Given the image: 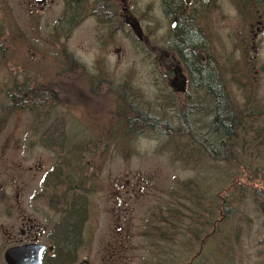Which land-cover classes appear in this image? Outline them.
Returning <instances> with one entry per match:
<instances>
[{"label": "rangeland", "instance_id": "374dc122", "mask_svg": "<svg viewBox=\"0 0 264 264\" xmlns=\"http://www.w3.org/2000/svg\"><path fill=\"white\" fill-rule=\"evenodd\" d=\"M237 2L222 0L228 15H215L210 27L216 68L224 80L231 74L227 91L238 99L245 87L234 54L241 26ZM153 4L158 0H137L136 13L150 45L161 47L164 33L153 23H165L155 17ZM38 16L29 13L23 0H0V264H6L8 238L18 234L19 218L33 214L32 197L45 173L49 184L43 195L53 206L91 196L94 228H88L92 233L83 256L93 264H264V71L255 75L252 90L258 98L252 94L247 101L245 121L234 127L231 146L223 151L228 156H189L174 143L176 135L156 132L162 128L155 129L156 123L155 131L139 130L137 112L129 109L135 97L152 111L161 103L170 111L158 100L162 89L169 91L163 55L136 37L129 45L122 34L107 44L106 33L101 37L103 29L90 20L65 36L43 24V18L53 23L56 16ZM198 46L199 58L206 45L202 40ZM116 47L123 52L117 54ZM25 86L33 93H56L58 100H50L52 105L39 114L32 107L11 109V96L21 97ZM204 119L197 117V125ZM80 158L86 175L75 179L76 189L70 191L69 169L77 168ZM118 189L126 199L121 207ZM196 212L198 238L187 235ZM162 218L173 227L161 224ZM151 224L172 230L173 243L151 234Z\"/></svg>", "mask_w": 264, "mask_h": 264}, {"label": "flooded vegetation", "instance_id": "af4514ba", "mask_svg": "<svg viewBox=\"0 0 264 264\" xmlns=\"http://www.w3.org/2000/svg\"><path fill=\"white\" fill-rule=\"evenodd\" d=\"M23 1L29 13L34 18L39 17L38 15L43 16L48 14H51L53 17L56 16L53 23H51V20L45 18H43L42 21H44L43 24L47 26L48 29L51 26H55L58 33L60 32V35L63 33L67 36L72 30H75L78 25L90 20L103 29L101 37L104 32L106 33L105 41L107 44L115 40L112 39V37L122 34L123 41L127 42L129 45H134L136 37L140 42H144L146 46H152L153 53L158 52L161 56L163 55L164 58L161 59V62H163V69L166 71L164 80L169 83V91L162 89V97H159L158 100L165 101L166 105H164V107L166 106L165 108L170 111H164L162 107L163 103H161L160 108L154 109V111H158V113H154V111L149 108V105L140 101L137 103V98L133 97L134 99L130 100V111L134 113L137 112L138 117H136V120L139 130H146L147 128L154 131L152 125L144 127V124L139 123L141 121L145 123L150 121L153 122V118L157 120L155 121L156 127L160 126L165 130H182L184 121L188 118L187 113L189 111L191 113L194 111L195 114L198 112L200 106L198 101L199 96L193 85L195 77L191 76L189 73L187 68L188 65L185 62L186 58L176 47V43L182 38L183 32L186 29L198 34L201 41H204L206 45L205 50L202 51V55H200L201 57L199 58L198 52L196 51V62L212 69L211 72L216 71L217 77H219L222 82L225 106L230 113L233 114L235 126L245 121V119L242 120V117L245 115L244 112L248 108L247 101H250L252 94L255 96V100L258 98V92H253L252 88L254 84L258 82V77L255 75L258 74V76H260V73L264 71V60L260 59V57L262 58V50L264 48V0H238V2L234 4L237 13L236 16L241 19L238 36L235 38V42L238 43L239 48L234 51V54L237 56L238 64L242 67L239 76L245 87V94L238 99L233 96L229 90L227 91L225 81L231 77V74L226 76V80H224L221 75V69L219 67L216 68V63L218 65L219 61L215 62L216 53L212 44V39L214 40L215 38L214 35H212L210 24L214 20V16L218 15L222 18L228 15V11L223 7L222 0H181V5L176 8L171 7L170 0H158L156 6H154V4L152 5L154 6L153 9L157 10L158 15L155 17H157V19H162L165 24L164 27H160L159 23L153 24L157 25V32H161L162 30L164 33L161 38V47H157L154 43L150 45L147 30L142 26L140 17L137 16L138 13H136L135 4L137 0ZM148 9L149 16L152 17L151 14L153 9ZM54 11L55 13L52 14ZM149 21L151 20L149 19ZM147 26H151V23ZM41 27L45 29L44 26ZM150 29L153 31L154 28H148V30ZM229 41H231V39L228 37V42ZM114 50H116L117 54L123 52V49L120 47H116ZM225 51V53L231 52L229 47H226ZM227 59L230 61V54ZM228 69L225 67L224 71L228 72ZM32 96L35 98L43 97V101L40 103H47L45 100H58V95L52 92L37 91L32 93ZM207 99L209 107L206 110V122L207 128H211L213 127L216 117L213 95H207ZM161 109H163V111H160ZM83 117L86 118L85 115ZM196 119L197 117L191 119V122H194V128L198 130L200 125H197ZM39 126L40 124H35L33 128L38 129ZM82 127L85 129L88 126L82 123ZM42 128L40 126V129L44 130V128ZM88 141L93 142L92 140L85 139V143ZM62 143L63 140H61L58 145ZM223 147L224 151H227L225 144H223ZM212 152H214V149H212ZM226 156H228V154L224 152L222 157ZM210 158L209 155V159L207 160H210ZM47 177L48 173H45L39 184L38 191L32 197L33 214L30 216L22 215L19 218L18 234L9 236L8 239L11 245L6 248L5 253L9 249L15 247L38 245L45 248L42 255L43 264H76L80 258H82V261L79 264H93L89 259L83 256L88 238L92 233L89 229L94 228V225L91 224L93 212V202L91 200L92 198L90 199L91 196H79L78 205L60 203L55 207L51 204L50 197L46 198L45 195H43L44 191L48 189L46 187L49 184ZM97 184L101 187L102 183L101 181H97ZM122 184L121 182L120 185ZM117 202L119 207H121L120 203L126 202L124 194L121 193L119 189L117 190ZM119 207L117 206L116 210L121 220L122 211ZM73 215H75L74 217L77 219L79 228L71 234L72 222H70V218ZM167 224L173 227L172 223ZM75 232L77 235H75ZM171 232L173 231L171 230ZM61 241L67 242L69 247H66L67 244L65 243L64 247L61 246ZM165 241L172 242L173 240L167 239ZM72 242L73 245L71 244ZM180 246L182 247L181 244ZM193 262L194 260L189 264H193Z\"/></svg>", "mask_w": 264, "mask_h": 264}, {"label": "trees", "instance_id": "16d2710c", "mask_svg": "<svg viewBox=\"0 0 264 264\" xmlns=\"http://www.w3.org/2000/svg\"><path fill=\"white\" fill-rule=\"evenodd\" d=\"M170 5L172 8H176L181 5V0H170ZM200 42H201V38L198 34L191 32V30L189 31L188 29H186L183 32L182 38L178 41V43H176V47L178 48L179 51L183 53L184 57L186 58L185 62L188 65L187 68L189 70V73L191 74V76H194L196 78V79L194 78L193 85L195 86L198 92L197 94L199 96L198 101H199L200 106H199L198 112L196 114L194 111L192 113L190 111L187 113L188 118L184 121V127L182 130H175V129L165 130L161 128L158 131L156 130V132L164 136L171 137V138L174 135H176L174 143L176 144L177 147H185L186 152L184 151L183 153L185 154L187 153L189 156L193 155L195 152H198V153H202V157L205 159H209V155L211 157L210 159H213L217 157L216 156L217 154L224 153L223 144L227 146L229 142L228 145L231 146V140H233L232 133L235 127V121L233 119L234 118L233 114L230 113V111L225 106L226 104H225V98L223 96L224 91L222 87V82L219 79V77H217L216 71L211 72L212 69L202 66L201 63L196 62L197 54L196 52H194V50L198 47ZM22 92H25V93H23L21 97H18L15 94L11 96L10 99L13 100L14 102L12 105L9 106L11 109L12 107L22 108V109L27 108V107H32L31 111L33 113L36 112V114H39V112H41V110L44 107L52 105L50 103V100H45V102L47 103H40L41 101H43V97H40V98L33 97L32 96L33 90H31L29 86H25ZM30 94L31 96H28ZM209 94L213 95L214 109L216 112L215 122L213 123V127L211 128L210 127L207 128V122H206L207 121L206 110L209 107L207 95ZM200 116H205V119H204L205 123L201 124L198 130H196L194 128V122H191L192 121L191 119H194L196 117L200 118ZM139 123L144 124V127H146L147 125H153L155 122L150 121L148 123L147 122L145 123L144 121L143 122L141 121ZM155 129H158V128L155 126ZM228 148L229 147L227 146V151H228ZM212 149H214V152H212ZM217 149H219V151ZM77 162H78V165L76 166L77 168L74 169V165H71L70 169L68 168L69 169V174H68L69 181L67 184L69 186L70 191H73L76 189L74 188L75 179L80 180V179L85 178L86 171H87L86 167H84L82 158H80ZM60 166H63V165H60ZM62 175H64L63 172L61 173V176ZM81 176L83 177L81 178ZM78 187H80V185ZM71 204L78 205L79 204L78 198H74L71 201ZM262 207L264 210V206ZM74 216L75 215H73L70 218V222H72L71 224L72 233L71 234H73L74 231L79 228L77 219ZM191 218L194 222L188 228L189 231L187 235L189 237H192L193 235L198 238V236H200V233H198V231L196 232L195 227H194L197 222L196 220L197 212H196L195 217L193 216ZM227 220L228 219L223 221L222 224L226 223ZM163 222L170 223L168 219L164 220V218H162L161 224H163ZM160 226L153 224L151 227L155 230H151L152 231L151 234H153L154 236L159 235L161 240H167V239L174 240L175 239L176 234H174V232L170 233L171 231L166 230L164 226L163 227H160ZM75 235H77L76 232H75ZM64 243L67 244L66 247H69L68 243L65 241H61V246L64 247ZM71 244L73 245V242Z\"/></svg>", "mask_w": 264, "mask_h": 264}, {"label": "water", "instance_id": "95a60500", "mask_svg": "<svg viewBox=\"0 0 264 264\" xmlns=\"http://www.w3.org/2000/svg\"><path fill=\"white\" fill-rule=\"evenodd\" d=\"M44 247L34 245L15 247L5 253L6 264H43Z\"/></svg>", "mask_w": 264, "mask_h": 264}]
</instances>
